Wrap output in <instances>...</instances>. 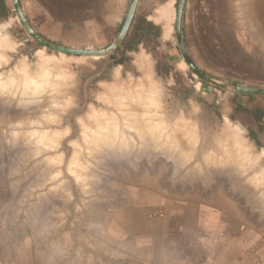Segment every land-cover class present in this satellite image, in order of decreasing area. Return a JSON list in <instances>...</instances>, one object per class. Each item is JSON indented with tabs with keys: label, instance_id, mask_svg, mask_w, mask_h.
Instances as JSON below:
<instances>
[{
	"label": "rangeland",
	"instance_id": "obj_1",
	"mask_svg": "<svg viewBox=\"0 0 264 264\" xmlns=\"http://www.w3.org/2000/svg\"><path fill=\"white\" fill-rule=\"evenodd\" d=\"M212 1L210 2L212 7L209 5L210 15H212L209 22L211 21L212 26L208 34L204 36L194 35L192 38L188 36L185 45L189 54L200 69L220 82L264 88V4L262 12L259 9L255 10L256 16L251 19V44L247 45L249 48L246 46L247 49H244L238 44L237 39L242 37L240 31H243V24H246L247 31V18H241L238 12L234 16L227 0H218L219 16L217 17L218 13L215 9L217 2L212 3ZM254 4L255 2H252V6ZM12 9L14 19L18 20L21 26V32L25 33L36 47L28 52L26 49L20 50L15 44V37L19 34L12 31L8 45L0 47V53L3 55L0 60V81L3 83L7 81L6 87L18 86V83L21 85L19 81L21 73L18 71L21 68L32 79L35 78L34 80L38 81L45 77L46 70H50V79L55 83L56 90L52 91L54 86L48 85L44 94L40 95L39 92L40 96L29 91V94L35 98L28 102L27 99L22 98L23 101L12 96L11 90L3 88V83H0V88H3L0 91H4V93L0 92V264H20V260L25 261L21 259L22 255L25 256L23 252H28L30 256L37 247H42L43 242L47 250L53 253L59 242L66 241L68 236H72V239L78 236V225L81 228L85 227L84 214L93 212L94 210L90 209L94 208V204L107 203L109 206L107 214H109L111 213L110 205L127 203L141 192L138 191L139 188L162 192L176 203H217L230 218L235 214L234 220L237 226L250 227L252 234L262 233L264 237L263 153L249 141L241 127L227 122L221 114L218 115L216 102L208 92L203 93L205 92L203 88H217L232 96L242 94L236 93L233 88L222 89L199 79L185 62L180 50L179 58L182 59V65L188 70L193 80L202 82L204 85L199 90L194 88L187 97L184 94L183 85L175 88L173 84H168L167 80L163 81L157 77L145 79L143 83L136 78L134 81L127 80L126 83L115 82L116 84L111 85L112 87L100 86L88 74L83 73L84 65L81 63L84 60H96L94 58L100 57L83 59V56L66 55L45 48L30 37L20 23L14 7ZM36 49L40 51L37 52ZM118 55L119 53L115 50L114 59ZM42 57L47 60L52 58L50 61L53 64L47 62L54 66L46 64ZM96 66L98 68V65ZM58 74L60 76L63 74L65 79L60 78ZM52 78L58 79V82ZM10 79L18 82L13 85L8 82ZM39 85L43 89V84ZM20 87L23 91L24 86ZM111 88L122 91L128 96L127 101L144 110H138L143 112L142 115L154 119L152 124L147 125L146 122L144 128L146 132L150 128L145 134L149 137L155 134L157 136L159 132L158 137H154L155 145L149 137L152 143L150 145L153 146L147 147L139 145L142 143L138 138L136 140L131 138L128 141L130 143L128 147L121 148L117 144L116 147L104 145V151L111 150L112 153H110L102 151L101 146H95L88 140V143L84 141L86 140L84 128L87 127L86 130L90 132L94 131L98 125L92 118L91 113L94 110L98 113L104 112L109 117L115 116L114 119H106V123L109 122L110 125V122L113 125L116 124L114 121L119 123V126L111 125L112 132L117 129L121 134L125 130L127 135L131 132L130 134L137 137L136 131L134 134V130L133 132L130 131L132 129L127 130L129 121H125L127 115L126 112H122L125 106H122L121 101L114 102L107 98L111 94ZM152 89L160 93L157 95L158 93L154 92L156 94L154 99ZM55 91L60 93L56 94ZM63 97L68 100L66 105L60 106L53 102L54 98L57 100ZM145 102H148V106L146 103L145 108L141 107L140 105ZM27 109L29 112L32 111L35 119L37 118L39 127L25 123L19 124L15 119H10L9 116L16 113L20 117H25L24 112ZM157 112L161 114L156 115ZM171 124L174 125L173 128ZM163 125L164 128L161 127ZM177 126L182 128L176 131L183 138L184 146L182 147L174 145L167 138L175 127L178 128ZM33 127L49 128L47 130L52 132L40 139L38 132L30 133ZM226 128L239 130L241 139L233 142L230 136L224 134ZM56 130H59L58 135L54 134ZM45 142L47 145L44 144ZM156 145L161 147L157 149ZM79 146L78 152H83L80 153L81 163L72 161L73 165L71 160L75 147L79 149ZM183 147L187 148V151ZM140 148H146L144 150H147L146 154H148H141ZM160 148L165 151L162 149L160 151ZM228 148H232L235 158L239 161L238 164L237 162L230 163L232 165L210 162L213 154L223 157ZM130 150L135 151L128 159L121 157L123 152ZM96 155L99 156L94 157ZM71 167L74 171L70 170ZM210 170L216 171L217 174ZM226 170L231 173L227 174Z\"/></svg>",
	"mask_w": 264,
	"mask_h": 264
},
{
	"label": "crops",
	"instance_id": "obj_2",
	"mask_svg": "<svg viewBox=\"0 0 264 264\" xmlns=\"http://www.w3.org/2000/svg\"><path fill=\"white\" fill-rule=\"evenodd\" d=\"M211 1L186 0L182 18L184 40L209 32ZM216 2L218 17L219 1H212ZM227 2L234 16L238 12L248 20L247 31L243 24L242 37L237 39L247 49L252 40L251 19L256 16L255 10L263 11L264 0ZM20 3L31 26L44 38L70 47L104 49L122 28L131 0H20ZM177 4L178 0H139L134 21L138 16L147 19L160 28L159 35L142 39L136 51H126L129 59L121 64H115L113 52L96 60H84L83 73L103 87L136 78L143 83L157 77L175 88L183 85L186 97L194 88L201 89L203 83L193 80L179 58L175 32ZM12 8V0H0V26L6 27L1 33L8 34V40L12 31L19 34L15 44L28 52L36 46L21 32ZM202 19H207L206 31L204 25L201 29ZM203 89L216 102L218 115L241 127L264 156V97L232 96L217 88ZM138 191L141 192L127 203L110 205L109 214L107 203L94 204L90 210L95 212L84 214L85 227L78 225L77 237L68 236L53 253L43 242L30 256L23 252L25 256L21 259L25 261L20 260V264H264L263 234H252L250 227L237 226L219 204L176 203L157 190Z\"/></svg>",
	"mask_w": 264,
	"mask_h": 264
},
{
	"label": "bare ground",
	"instance_id": "obj_3",
	"mask_svg": "<svg viewBox=\"0 0 264 264\" xmlns=\"http://www.w3.org/2000/svg\"><path fill=\"white\" fill-rule=\"evenodd\" d=\"M9 24V23H8ZM4 25V24H3ZM3 28H4V26H0V47H4V46H6V45H8V39H7V35L8 34H5V35H1V31L3 30ZM46 57V56H45ZM43 58V59H45V62H46V64H50V63H48L47 61H49V62H51L50 60L52 59H49V60H47L48 59V57H46V58ZM145 56L143 55V58H144ZM3 58V55H1V53H0V60ZM50 58V57H49ZM142 58V57H141ZM143 58H142V61H144L143 60ZM145 58H147V57H145ZM149 61V60H148ZM56 62V61H55ZM52 63V62H51ZM53 64V63H52ZM145 65H147V64H145ZM41 66H43V64L41 65ZM50 66L52 67V66H54V65H51L50 64ZM47 67V66H46ZM48 67H49V65H48ZM47 67V68H48ZM46 68V69H47ZM58 68V67H57ZM24 69V68H23ZM52 69V68H51ZM21 70V71H20ZM20 70H18L20 73H21V80H19L20 82H21V85H19V83H18V86L17 85H14L15 84V82H18V81H16V80H11L10 79V81H8V82H10V83H12L14 86H8V87H6L7 86V84H6V82H4L3 83V81H0V83H3L2 84V87L3 88H5V89H7L8 91H9V89L11 90V92H12V96H16V98H18V99H27L26 101H28V100H30V99H32V98H35L34 96L32 97L31 96V94H29V91H32L33 93H35L37 96H40L43 92L45 93L46 91H47V87H48V85H50V86H54V88H53V90L52 91H54V90H56L55 89V83L53 82V81H51V79H50V76H51V72H50V70H46V72H45V77L41 80L40 79V81H38V80H34L35 78H33L32 79V77L31 76H29L24 70H22V68L20 69ZM53 71H55L54 70V68H53ZM59 71V70H58ZM58 71H57V73H58ZM19 73V74H20ZM56 73V74H57ZM62 73V72H61ZM42 75H44V74H42ZM59 75V74H58ZM57 75V76H58ZM55 76V75H54ZM56 76V77H57ZM60 76V75H59ZM61 77H63V74H62V76H60V78ZM58 78V77H57ZM64 78V77H63ZM52 79H54V78H52ZM65 79V78H64ZM56 80V78L54 79V81ZM58 80V79H57ZM56 80V81H57ZM62 80V79H61ZM42 82V83H41ZM58 82V81H57ZM59 83H60V81H59ZM39 84H43V89H41V86L39 85ZM61 84H62V82H61ZM154 84V83H153ZM8 85H10V84H8ZM1 86V85H0ZM20 86H24V88H23V91H22V89H21V87ZM3 88H0V89H3ZM9 88V89H8ZM59 88V87H58ZM4 89V90H5ZM61 89V88H60ZM116 89V88H115ZM114 88H111V94H109V96L107 97L108 99H111L112 101H114V102H119V101H121V104H122V106H125L124 108H123V110H122V112H126L125 114L127 115V118H125V119H127V120H125L126 122H128L129 121V123H128V127L129 128H127V130H129V129H132V130H130V131H132L133 132V130H134V134L137 132L138 134H137V137H134L135 135H133V134H128L127 135V132H125V130H123V132L121 133V134H119L118 132L119 131H117V129H115L114 131L115 132H112V130L110 129V127H111V125H113V123L112 122H110L111 123V125L109 124V122L108 123H106L107 121H106V119L107 120H110V119H114L115 118V116H111V117H109V116H107L106 115V113H104V112H95V110H94V112L93 113H91L92 114V118H94L97 122V128H95L94 129V131H90V132H88L86 129H87V127H85L84 128V133H85V135H86V140H84V141H86L87 142V140L89 141V142H91V143H94L95 144V146H101L102 147V149L106 146V145H115V147H116V144L119 146V147H128L129 145H130V143L128 142L131 138H134V139H132V140H136L137 138L141 141V143L142 144H139V145H143V147H147L148 145H150V144H154V141H155V139H154V137L156 136V134H155V136L153 135V137H149V135L148 136H146L145 134L148 132V130H150V128L147 130V132H146V129L144 128V124L146 125V122H147V125H148V123L149 124H152V122H154V119L153 118H150V116L148 117L147 115V117L146 116H144V115H142L143 114V112H140V111H138V110H141V111H144L143 109H141L140 107L139 108H137V105H132L130 102H129V100L127 101L126 99H128V96L126 95V94H124L122 91H120V90H115ZM151 89V88H150ZM155 89V88H154ZM19 90H20V92H19ZM153 90V89H152ZM151 90V91H152ZM3 91V90H2ZM2 91H0V92H2ZM6 91V90H5ZM140 91H142V90H140ZM139 91V92H140ZM11 92L9 93V94H11ZM17 92V93H16ZM19 92V93H18ZM31 92V93H32ZM38 92V93H37ZM39 92H40V95H39ZM56 92V94H58V93H60V91H55ZM54 92V93H55ZM61 92H62V90H61ZM154 92H157L158 93V91L157 90H153V99H154V96L156 95V94H154ZM3 93H4V91H3ZM8 93V92H7ZM32 93V94H33ZM43 93V94H44ZM141 93V92H140ZM151 93V92H150ZM50 94V93H49ZM160 93H158L157 95H159ZM142 96H143V94H141ZM11 96V95H10ZM45 96V95H44ZM47 96V95H46ZM60 97V96H59ZM156 97V96H155ZM41 98V97H40ZM56 98H58L57 96H56ZM56 98H54V100L56 99ZM146 98V97H145ZM147 98H148V96H147ZM22 99V100H23ZM44 100V99H43ZM53 100V99H52ZM53 100V102H55L57 105L59 104L60 106H63V105H66L67 103H68V100H67V98H65V97H63V98H61V99H57V100H55L54 101ZM19 101V100H18ZM24 101V100H23ZM150 101V100H149ZM21 102V101H20ZM29 102V101H28ZM133 102H134V100H133ZM3 104H4V102H2ZM6 103V102H5ZM146 103H147V106H148V102H145V104H143V105H140L141 107H144L145 105H146ZM33 104V103H32ZM135 104V103H134ZM6 106V105H5ZM19 106V105H18ZM21 106V105H20ZM137 108H135V107ZM36 107V106H35ZM64 107H66V106H64ZM146 107V106H145ZM144 107V108H145ZM26 108V107H25ZM24 108V109H25ZM28 108V107H27ZM33 108V107H32ZM44 108V107H43ZM126 108V109H125ZM37 108H35V110H36ZM29 109H27L26 110V112H24V113H26V116L23 118V117H20L19 116V114L18 113H16V114H12V116L10 115H7V117L9 116L10 117V119H15L16 120V122H18L19 124H23V123H25L26 125L28 124V125H37L38 123H39V121L37 120V118L35 119V117L32 115V111L31 112H29L28 111ZM31 110V109H30ZM34 110V109H33ZM119 110V109H118ZM10 111V110H9ZM13 111V110H12ZM14 111H15V109H14ZM18 111V110H17ZM23 111H25V110H23ZM28 111V112H27ZM116 111V110H115ZM6 112V111H5ZM4 112V113H5ZM21 112V111H20ZM87 112V111H86ZM159 112V111H158ZM157 112V113H158ZM7 113V112H6ZM11 113H13V112H11ZM15 113V112H14ZM89 113H90V111H89ZM123 113V114H124ZM156 113V115H160L161 114V112H160V114L158 113L157 114ZM8 114H9V112H8ZM22 114V113H21ZM149 114H151V113H149ZM5 115V114H4ZM56 115V114H55ZM112 115V114H111ZM119 115V114H118ZM166 115V114H165ZM179 115V114H178ZM181 115V114H180ZM140 116V117H139ZM4 117V116H3ZM6 117V116H5ZM157 117V116H156ZM109 118V119H108ZM150 118V119H149ZM185 118H186V116H185ZM187 118H189V117H187ZM3 119V118H2ZM151 119H153V121H151ZM170 119V118H169ZM181 119H183L182 117H181ZM180 119V120H181ZM179 120V121H180ZM192 120V119H191ZM12 122V121H11ZM15 122V121H14ZM59 122V121H58ZM61 122V121H60ZM59 122V123H60ZM151 122V123H150ZM114 123H116L117 124V121L115 122L114 121ZM179 123V122H178ZM181 123V122H180ZM185 123V122H184ZM188 123V122H187ZM10 124H12V123H10ZM108 124H109V126H108ZM116 124H114L112 127H114ZM119 124V123H118ZM117 124V125H118ZM182 124H183V122H182ZM171 125H173V124H171ZM181 125V124H180ZM192 125V124H191ZM10 126V125H9ZM14 126V125H13ZM38 126V125H37ZM40 126V125H39ZM38 126V127H39ZM119 126V125H118ZM125 126V125H124ZM150 126V125H149ZM188 126V125H187ZM17 127V126H16ZM29 127V126H28ZM32 128L31 130H32V132H30V133H35L36 134V132H38L39 133V137H40V139L42 138V137H47L48 136V134H51V132H50V130H47V129H49V128H46V129H39V128ZM109 127V128H108ZM158 127H159V125H158ZM162 128H164V125L163 126H161ZM174 127V125L172 126V128ZM178 128H174L173 129V132L172 133H169L168 135H167V138L169 139L168 141H171V142H173L174 143V145L176 144L177 146H184L183 144H182V141H183V138L180 136V134H178L176 131H178V130H181L182 128H181V126H177ZM90 128V127H89ZM116 128V127H115ZM12 129V128H11ZM19 129V128H18ZM27 129V128H26ZM29 129V128H28ZM111 131H110V130ZM195 129V128H194ZM16 130V129H15ZM21 130V129H20ZM23 130H24V128H23ZM155 130V129H154ZM160 130H162V129H160ZM170 130V129H169ZM169 130H167V131H169ZM122 131V130H121ZM136 131V132H135ZM166 131V130H165ZM20 132V131H19ZM15 133V132H14ZM18 133V132H17ZM24 133H25V131H24ZM29 133V132H28ZM37 133V134H38ZM21 134V133H20ZM53 134V133H52ZM54 134H56V135H58L59 134V130H56L55 132H54ZM158 134H159V132H158ZM158 134H157V136L156 137H158ZM165 134V133H164ZM191 134V133H190ZM224 134H227L228 136H230L231 137V139H233V142L235 141H239V139H241V138H239V135H240V131L239 130H232V129H225L224 130ZM16 135V134H15ZM184 135V134H183ZM186 136H188V134H185ZM18 136V135H17ZM27 136V135H26ZM35 136V135H34ZM12 137V136H11ZM148 137L151 139V140H153V142L151 143V140L150 139H148ZM163 137V136H162ZM10 138V137H9ZM27 138V137H26ZM31 138V137H30ZM23 139V138H22ZM44 139V138H43ZM26 140V139H25ZM13 141V140H12ZM17 141V140H16ZM31 141V140H30ZM44 141V140H43ZM158 141V140H157ZM168 141H167V143H168ZM27 142V141H26ZM39 142V141H38ZM53 142V141H52ZM135 142V141H134ZM158 142H160V141H158ZM192 142V141H191ZM190 142V143H191ZM196 142V141H195ZM231 142V141H230ZM232 142V143H233ZM47 142H45L44 144H46ZM88 143V142H87ZM137 143H138V141H137ZM185 143V142H184ZM74 144H76V143H74ZM159 144V143H158ZM162 144H163V142H162ZM162 144H160L161 146H162ZM25 145H26V143H25ZM47 145V144H46ZM105 145V146H104ZM134 145H135V143H134ZM137 145V144H136ZM155 145V144H154ZM158 146V145H156L155 147H157V149L159 148V147H161V146ZM41 146V145H40ZM91 146V145H90ZM112 146V147H113ZM150 146H153V145H150ZM165 146H167V145H165ZM164 146V147H165ZM192 146H194V145H192ZM27 147V146H26ZM114 147V148H115ZM142 147V146H141ZM170 147V146H169ZM180 147V148H181ZM186 147V146H185ZM185 147H183L184 149H186L185 151H187V148H185ZM36 148V147H35ZM53 148V147H52ZM76 148V149H75ZM74 149H75V153H74V155H73V157H72V160H71V162L73 161H77V163L79 162V163H81V161L79 160L80 159V153L81 152H78V151H80V146H79V149H77V147H75ZM83 148V147H82ZM113 148V149H114ZM154 148V147H153ZM166 148H168V147H166ZM179 148V147H178ZM46 149V148H45ZM68 149V148H67ZM86 149V148H85ZM141 149V148H140ZM144 149H146V148H144ZM144 149H141V150H139L140 151V153L141 154H146V152H147V150H144ZM162 148H160V151H162V150H164L165 151V149H162ZM182 149V148H181ZM32 150V149H31ZM95 150H97V149H95ZM123 150V149H122ZM150 150V149H149ZM167 150V149H166ZM180 150V149H179ZM231 150V151H230ZM82 151V150H81ZM89 151V150H88ZM91 151L92 150H90V153H91ZM102 151H104V149L102 150ZM105 151H109L110 153H112L111 152V150H107V149H105ZM104 151V152H105ZM134 151L135 150H130V151H126L125 153L123 152V154H122V156L121 157H124V159L125 158H129L133 153H134ZM101 152V151H100ZM109 152H106V153H108L109 154ZM114 152V154H115V151H113ZM122 152V151H121ZM167 152V151H166ZM181 152V151H180ZM32 153V152H31ZM36 153H37V151H36ZM83 153V152H82ZM81 153V154H82ZM117 153V152H116ZM161 153V152H160ZM33 154V153H32ZM92 154V153H91ZM148 154V153H147ZM146 154V155H147ZM178 154H179V152H178ZM177 154V155H178ZM216 154V153H215ZM215 154H213L212 155V157L210 158V162H213V163H225V165H226V163H229V164H227V165H232L233 163H236V164H238V160L235 158V155H234V153H233V150H232V148H228V151L226 152V154L222 157V156H217V155H215ZM36 155V154H35ZM54 155V154H53ZM58 155V154H57ZM93 155V154H92ZM95 155V154H94ZM111 155V154H110ZM181 155H183V154H181ZM205 155V154H204ZM49 156H51L50 154H49ZM63 156V155H62ZM84 156V155H83ZM91 156V155H90ZM97 156H99V155H96V156H94V157H97ZM112 156V155H111ZM114 156V155H113ZM118 155H116V157H117ZM119 156H120V154H119ZM174 156V155H173ZM180 156V155H179ZM115 157V158H116ZM121 157H119L120 159H121ZM140 157V156H139ZM177 157V156H176ZM209 157V156H208ZM100 158H101V156H100ZM110 158V157H109ZM108 158V159H109ZM135 158V157H134ZM52 159V158H51ZM95 159V158H94ZM97 159V158H96ZM117 159V158H116ZM115 159V160H116ZM126 159V160H127ZM147 159V158H146ZM103 160V159H102ZM123 160V159H122ZM240 160H242V159H240ZM98 161V160H97ZM121 161V160H120ZM119 161V162H120ZM208 161V160H207ZM28 162V161H27ZM72 162V163H73ZM100 162H101V160H100ZM233 162V163H232ZM49 163V162H48ZM114 163V162H113ZM122 163V162H121ZM130 163V162H129ZM230 163H232V164H230ZM59 164V163H58ZM136 164H138V163H136ZM241 164V163H240ZM72 165V164H71ZM73 165H74V163H73ZM139 165V164H138ZM148 165V164H147ZM224 165V166H225ZM78 166V165H77ZM80 166V165H79ZM78 166V167H79ZM83 166V165H82ZM88 166V165H87ZM91 166H93V165H91ZM102 166V165H101ZM141 166V165H140ZM162 166V165H161ZM45 167V166H44ZM84 167V166H83ZM82 167V168H83ZM90 167V166H89ZM165 167V166H164ZM140 168V167H139ZM225 168V167H224ZM70 169V168H69ZM78 169V168H77ZM77 169H76V171H77ZM94 169V168H93ZM121 169V168H120ZM223 169V168H222ZM229 169V168H228ZM231 169H232V167H231ZM231 169H229V170H231ZM235 169V168H234ZM71 171H74L73 170V168L71 167V169H70ZM84 170H86V169H84ZM139 170V169H138ZM142 170H143V168H142ZM149 170V169H148ZM216 170V169H215ZM243 170V169H242ZM211 172H215L216 173V171H214V170H210ZM227 171V170H226ZM232 171V170H231ZM228 172V171H227ZM226 172V173H227ZM233 172V171H232ZM231 172H228L227 174H230ZM244 173V172H243ZM217 174V173H216ZM80 175V174H79ZM79 175H77V177L79 176ZM82 175V174H81ZM80 177H82V176H80ZM218 177V176H217ZM193 178V177H192ZM84 179V178H83ZM85 180V179H84ZM81 181H83V180H81ZM178 188V187H177ZM251 189V188H250ZM264 190V189H263ZM264 197V196H263ZM179 217V216H178ZM232 218H236L235 217V214L234 215H232ZM231 218V219H232Z\"/></svg>",
	"mask_w": 264,
	"mask_h": 264
},
{
	"label": "water",
	"instance_id": "obj_4",
	"mask_svg": "<svg viewBox=\"0 0 264 264\" xmlns=\"http://www.w3.org/2000/svg\"><path fill=\"white\" fill-rule=\"evenodd\" d=\"M12 2H13V7L18 16V19L22 24V26L24 27V29L26 30V32L30 35V37L33 40H35L37 43L41 44L45 48L66 55L83 56V57H102L110 54L111 52H114L119 46L120 42L126 37L128 32L130 31L132 24L134 22L139 0H131L129 10L121 30L119 31L115 39L104 49L70 47V46L54 43L44 38L31 26V24L27 20L22 10L20 0H12ZM185 3L186 0H178L176 21H175V32H176V38H177L179 50L185 62L189 66V68L202 81L213 84L222 89L233 88L234 91L238 94L264 97V88L247 86V85H233L226 82H220L197 66V64L194 62V60L192 59L191 55L187 50V47L185 45V40L182 34V18H183ZM200 23H201V29L202 26L204 25V29L206 31L207 19L200 20ZM206 34H208V32ZM204 35L205 34H203L202 36Z\"/></svg>",
	"mask_w": 264,
	"mask_h": 264
},
{
	"label": "trees",
	"instance_id": "obj_5",
	"mask_svg": "<svg viewBox=\"0 0 264 264\" xmlns=\"http://www.w3.org/2000/svg\"><path fill=\"white\" fill-rule=\"evenodd\" d=\"M120 30L121 26L119 28V31ZM159 33L160 28L158 26L147 19L141 18L139 16L136 17L134 23L132 24V28L116 49L119 53V56H115V64H121L126 61V59H128V56L125 54L126 51H136L142 39H148L152 36L157 37Z\"/></svg>",
	"mask_w": 264,
	"mask_h": 264
}]
</instances>
